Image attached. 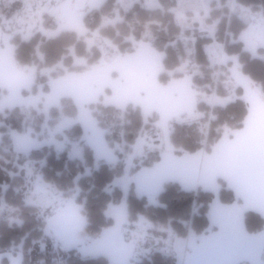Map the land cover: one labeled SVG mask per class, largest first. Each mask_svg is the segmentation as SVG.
<instances>
[{"label": "trees", "instance_id": "1", "mask_svg": "<svg viewBox=\"0 0 264 264\" xmlns=\"http://www.w3.org/2000/svg\"><path fill=\"white\" fill-rule=\"evenodd\" d=\"M226 0H221L222 5ZM238 3L253 8L262 6L264 13V0H236ZM18 2V1H14ZM115 0H106L100 9L84 17L85 25L93 29L99 24L101 14L113 16ZM176 0H167L164 3L166 9L173 7ZM207 22L218 20L216 25L215 39L223 43L222 51L235 55L241 64L242 73L248 77L264 95V48L258 49L257 56H253L246 50L241 40H237L240 32L246 24L236 16H228V8L216 7L211 2ZM146 24H149L151 37L144 35ZM101 32L104 36L113 40L120 54H128L136 50L126 38L131 34L136 41H151V45L157 51L164 52L161 61L159 82L163 85L171 80L189 76L195 89L211 90L213 84L212 71L215 69L209 63L203 44L210 41V37L197 38L195 44L194 59L199 66L198 71L190 68L185 73L177 72L180 67L181 58L184 57L182 46L173 47L175 36L180 28L173 21L172 12H162L160 9L148 10L139 4L133 5L129 10L123 12V20L115 25L103 27ZM231 39H234L231 41ZM73 50V53H71ZM15 61L22 67L34 66V79L31 87L24 90V94L36 93L38 89L48 91V82L51 78L63 76L74 71H81L98 61L101 57L100 51L92 47L91 54L86 47L82 36L75 31L63 30L52 37H45L41 33H35L28 40H18L13 49ZM84 58L86 63L77 64L75 58ZM52 69L45 74L41 70ZM222 88L218 84L217 91ZM0 93L5 90L0 89ZM241 89L237 95L228 103L213 108L214 118L200 129L198 122L172 121V129L169 134V142L174 146L176 154L194 153L197 151L210 152L213 145L225 135V125L229 128L228 134L241 129L244 126L248 114V107L243 98ZM207 105L197 103V110L207 111ZM89 109L101 129L107 146L111 149L115 144L124 143V152H128L130 146L135 142L143 130H150L154 135L158 133L159 117L157 113L144 114L140 107L128 104L120 108L105 105L101 102L90 104ZM77 107L70 97H64L57 105L45 108L42 102L35 107L14 106L0 111V204L2 197L11 207L15 208L13 215L22 222L10 224L6 218H0V254L9 251L15 252L21 245V264H109L107 257H81L77 255L76 249L63 251L54 248L47 241L40 247L42 241L44 223L39 217V209L23 202L20 192L14 191L18 176H12L11 172H17V166L13 163V156L20 158L19 164L27 158L44 159L45 165L41 172L44 177L54 183L60 189H69L75 184L79 174H84L85 166L97 168L91 170L90 174L83 175L76 181L80 188V195L76 199L75 207L69 208L65 214V220L72 225L71 241L73 245H81L99 236L102 231L113 224V219L106 216V209L110 204H118L122 200V191L112 187L114 180L123 171L124 152L116 154L119 161L111 166L103 160L97 159L93 149L83 137V129L80 123L75 122L65 130V137L78 143L83 148L82 164L78 160H69L66 150L56 153L51 146H43L40 149H30L28 153L21 154L15 150V135H28L32 139H40L42 125L56 126L63 117L76 118ZM207 131L205 142L202 135ZM203 131V132H202ZM227 134V135H228ZM160 155L150 161L137 163L132 174L141 167L150 166L160 160ZM4 186L7 188L4 191ZM111 188V189H110ZM110 189V190H109ZM222 203L237 202L235 192L230 189L223 180H220L217 191L197 188L185 190L178 183L165 182L160 191L150 197L138 194L133 183L127 196V210L129 221H135L138 215H143L149 221L162 225H169L172 232L179 237L190 235H201L211 228L209 211L214 201ZM244 222L249 233L259 232L264 228V218L258 213L246 211ZM174 256H163L154 252L151 258H145L137 264H175ZM0 264H9L7 257H2Z\"/></svg>", "mask_w": 264, "mask_h": 264}, {"label": "rangeland", "instance_id": "2", "mask_svg": "<svg viewBox=\"0 0 264 264\" xmlns=\"http://www.w3.org/2000/svg\"><path fill=\"white\" fill-rule=\"evenodd\" d=\"M14 1H18L21 7L15 8L11 13L7 14L8 5ZM105 1L0 0L2 2V6H0V48L12 50L18 40H28L37 32L45 37H52L60 31L71 30L75 31L78 36L83 37L89 54H91L92 47H96L100 51L101 57L96 63L112 59L120 54L119 49L112 39L102 34L101 29L121 22L123 20V12H126L137 3L148 10L160 9L162 12L173 13V21L180 28V32L170 44L173 47L182 46L184 53L180 67L176 69L177 72L185 73L190 68L198 71L199 66L194 59L197 38L210 37V41L204 43L203 48L210 65L215 68L212 71L213 84L211 85V90L195 89L198 93V102L207 105L209 108L205 112L198 110L199 113L196 120L186 122L192 123L195 121L199 125V121H203L198 128L201 129L204 124L206 126L214 118L212 114L214 107L228 103L231 99L238 96L237 90L241 89L242 91L239 77H245L251 81L242 73L241 64L237 57L223 52V43L215 39L218 20L209 23L206 19L209 17V11L212 8L211 2H215L218 8L226 6L228 8V16L234 15L242 19L246 24L237 40H241L244 48L250 51L253 56H257L259 55L258 49L264 48V13L262 6L253 8L240 4L236 0H226L223 5L221 0H176L173 7L166 9L164 3L167 0H115L113 16L101 14L99 24L93 29L88 28L84 23V17L100 9ZM93 18V15H91L90 21ZM150 33L149 24H146L144 35L151 37L149 36ZM126 40H129L131 46L136 48L143 44L149 45L160 56L162 61L164 52L153 48L151 41H136L131 34ZM233 40L231 39V41ZM71 53H73V50H71ZM261 57H264V55H261ZM233 62L235 63L234 65H232ZM75 63L85 64L86 60L77 57L75 58ZM235 67L237 75L234 74ZM27 69L35 72L34 66H28ZM41 71L47 74L52 69H43ZM218 84L222 86L220 91H217ZM8 94L0 93V111L4 110L7 105L18 102L9 100L12 95L11 91L10 96ZM240 97L244 99L242 94ZM245 102L249 114V105L247 101ZM36 105L30 106L35 107ZM72 121L71 117H63L56 126L49 127L43 124L40 139H32L33 142L28 144L19 142L18 146L15 145V150L17 153L26 154L32 147V149H40L43 146H51L56 153L59 154L66 150L69 160H78L84 164L83 148L78 143H72V140L65 137V130L75 123ZM171 126L172 122H170L169 127L167 126V129L164 124L158 123V133L156 135L150 130L141 131L128 152H124V143L122 142L115 144L114 148L111 149L115 155V162L103 160L111 166L119 161L115 149L124 152L122 160L123 171L111 185V188L117 187L121 189L122 200L118 204H110L106 209V216L113 219V224L105 228L99 236L79 246L73 245L70 238L72 225L65 220L64 216L69 208L75 207L76 199L80 195V188L76 181L79 177L90 174L92 169L97 168V165H93L92 168L86 165L84 174L77 176L73 187L64 190L44 177L41 172L42 167L45 165L44 159L34 160L27 158L19 164L18 159L20 158L13 156V163L15 167L17 166V172H11V175L13 177L20 175L14 186V191L21 193L25 204L39 209V217L44 223L42 241L40 242L41 249L45 242L49 241L54 248H59L65 252L74 248L77 255L84 258L103 255L107 257L109 264H137L145 258H151L154 252H159L163 256H174L176 264H178L177 252H179L178 243L180 237L172 232L171 227L149 221L143 215H138L135 221H129L127 210V196L133 168L141 161H150L157 157L167 148L169 139L167 141L164 138L168 129L170 134ZM223 128L226 130L225 135H227L229 128L225 125ZM203 131V140L201 139V141L205 142L207 131ZM20 140L22 141V138ZM169 148L173 151L175 149L170 142ZM6 188L7 186H4V191ZM197 188L211 190L199 186L183 189L190 191ZM14 211L15 208L9 206L2 197L0 218H6L10 224L13 222L21 224L22 221L13 215ZM21 248L22 246L19 245L15 252L9 251L6 254H0V261L2 257H7L12 264L18 261L21 263Z\"/></svg>", "mask_w": 264, "mask_h": 264}, {"label": "crops", "instance_id": "3", "mask_svg": "<svg viewBox=\"0 0 264 264\" xmlns=\"http://www.w3.org/2000/svg\"><path fill=\"white\" fill-rule=\"evenodd\" d=\"M160 71V56L143 44L131 53L51 78L47 92L38 89L36 93L24 94L33 83L34 72L15 61L13 49L0 48V89L9 92V96L11 91L9 100L18 101L6 108L31 107L42 102L48 109L70 97L77 107L73 121L81 124L83 137L95 156L108 162H115V155L91 114L90 104L101 102L120 108L133 104L146 115L157 113L159 123L166 129L174 120H196L198 93L191 78L182 76L163 85L158 79ZM239 78L242 95L249 105L241 129L223 136L210 152L184 154H176L169 148L168 129L164 138L167 148L160 160L131 175L135 191L150 197L165 182H175L186 189L199 186L217 191L223 180L235 192L237 202L212 203L208 232L179 238L178 264H264V228L249 233L244 222L246 211L264 218V95L251 81ZM14 139L17 146L19 142H33L27 135H15Z\"/></svg>", "mask_w": 264, "mask_h": 264}, {"label": "flooded vegetation", "instance_id": "4", "mask_svg": "<svg viewBox=\"0 0 264 264\" xmlns=\"http://www.w3.org/2000/svg\"><path fill=\"white\" fill-rule=\"evenodd\" d=\"M1 3H2V2H0V6H2ZM15 6H16V9H18V8L21 7L19 2H13V3L9 4L8 7H7V9H6V10H7V14L11 13V11H12L13 9H15ZM9 9H10V12H9ZM7 14H6V15H7Z\"/></svg>", "mask_w": 264, "mask_h": 264}]
</instances>
